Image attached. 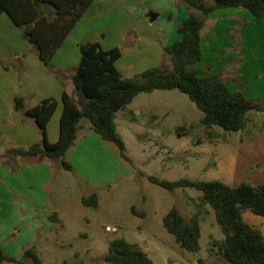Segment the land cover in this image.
<instances>
[{"label": "rangeland", "instance_id": "obj_1", "mask_svg": "<svg viewBox=\"0 0 264 264\" xmlns=\"http://www.w3.org/2000/svg\"><path fill=\"white\" fill-rule=\"evenodd\" d=\"M204 1L210 4L213 0ZM262 43L254 46L255 58H249L248 71L243 70L244 82L234 80L229 87L264 105ZM204 116L179 90L143 93L120 111L116 124L128 161L120 156L114 144L105 142L115 153L98 152L94 147L89 158L85 157L88 153L77 154L74 174L64 170L59 179L57 173L56 186L49 189L52 204L62 216L50 224L41 238L46 237L41 246L39 239L33 244L45 264H52V260L59 264H108L103 256L110 243L127 237L166 245L172 255L197 264H231L213 247L215 241H224L225 235L214 209L209 204L201 206L202 192L194 188L170 191L149 180L155 176L165 181L220 180L233 186L242 182L264 183V112L249 114L244 133L219 126L208 129L202 124ZM104 168L105 173L101 171ZM86 178L93 179V184L86 183ZM104 180L107 183L103 184ZM92 192L99 196L97 209L82 204V196ZM133 207L138 214L133 213ZM175 207L187 223L199 214L202 232L199 252H184L165 229L164 218ZM243 216L264 236V217L249 210ZM6 243L7 248L12 245Z\"/></svg>", "mask_w": 264, "mask_h": 264}, {"label": "trees", "instance_id": "obj_2", "mask_svg": "<svg viewBox=\"0 0 264 264\" xmlns=\"http://www.w3.org/2000/svg\"><path fill=\"white\" fill-rule=\"evenodd\" d=\"M93 1L0 0V15L7 13L13 19L22 29L24 38L37 50L39 58L51 67L57 50ZM184 1L191 14L178 28L181 40L165 49L173 65L171 71L149 69L139 77L125 78L116 67L122 55L121 48L104 50L99 41L81 44L82 59L73 76L79 99L67 93L62 97L59 140L51 143L48 138V125L59 104L56 98H47L33 107H27L23 98H16L15 108L34 120L42 140L28 149L9 150L6 155L35 157L41 161L59 160L64 170L74 172L67 154L78 140L80 123L86 119L90 121L92 130L106 143L114 144L120 156L128 161L125 144L117 129V114L139 95L158 90H179L186 94L205 114L202 124L208 129L219 126L230 132H245L249 114L264 112V105L247 98L240 90L233 91L220 75L206 74L197 67L203 56L201 34L205 18L218 9L244 8L255 18L264 17V0H213L210 4L204 0ZM149 180L170 191L194 188L202 192L201 206L209 204L214 209L225 235V240L215 241L213 247L231 264H264V236L243 218L248 210L264 217V183L242 182L233 186L220 180L206 182L186 178L165 181L155 176ZM82 204L97 209L100 204L98 194L84 195ZM132 211L138 214L134 207ZM163 223L184 252L200 251L199 214L187 223L175 207ZM103 260L108 264H154L140 246L125 238L113 240ZM5 262L43 264L36 248L26 249L18 259L9 256L0 241V263Z\"/></svg>", "mask_w": 264, "mask_h": 264}, {"label": "crops", "instance_id": "obj_3", "mask_svg": "<svg viewBox=\"0 0 264 264\" xmlns=\"http://www.w3.org/2000/svg\"><path fill=\"white\" fill-rule=\"evenodd\" d=\"M190 14L184 0H94L57 50L51 67L39 58L13 19L7 13L0 15V241L9 256L20 259L37 239L41 246L46 237L41 238L52 223L50 217L56 213L60 220L61 211L52 204L49 189L56 186L57 173L60 179L64 172L57 160L6 155L9 150L28 149L42 140L34 120L15 108V99L23 98L27 107L51 97L58 100L48 125L49 141L56 143L64 93L79 99L73 76L82 59L81 44L99 41L104 50L121 48L116 67L125 78L139 77L149 69L170 71L173 65L165 49L181 40L178 28ZM258 42L264 47V17L255 18L244 8L215 10L205 18L199 68L206 74L220 75L228 86L234 80L239 83L245 78L243 70L248 71L249 58H255ZM232 90L237 91L235 87ZM94 147L109 155L114 152L84 119L67 160L75 167V156L88 153L85 157L89 158ZM86 179L93 184V179ZM126 240L140 246L154 264H197L172 255L165 249L168 246L158 242L148 244L136 237ZM6 241L12 244L8 248ZM51 263L59 264L55 260Z\"/></svg>", "mask_w": 264, "mask_h": 264}, {"label": "water", "instance_id": "obj_4", "mask_svg": "<svg viewBox=\"0 0 264 264\" xmlns=\"http://www.w3.org/2000/svg\"><path fill=\"white\" fill-rule=\"evenodd\" d=\"M50 221L52 223H55L58 221V215L56 213H54L51 217H50Z\"/></svg>", "mask_w": 264, "mask_h": 264}]
</instances>
